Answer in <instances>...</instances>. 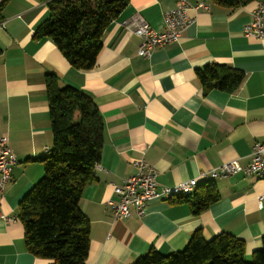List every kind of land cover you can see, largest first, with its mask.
<instances>
[{
    "label": "crops",
    "instance_id": "obj_1",
    "mask_svg": "<svg viewBox=\"0 0 264 264\" xmlns=\"http://www.w3.org/2000/svg\"><path fill=\"white\" fill-rule=\"evenodd\" d=\"M192 20L177 42L137 55L140 38L124 23H147L164 30L163 14L180 0H128L101 36L94 66L71 68L47 39H34L47 18L44 3L8 0L0 9V137L16 159L0 193V215L16 218L17 204L42 177L35 160L52 146L44 79L89 96L103 123V143L95 180L78 203L90 222L85 264H132L148 250L162 254L185 248L196 230L205 240L227 233L244 243L245 260L264 236V177L232 175L211 181L219 198L194 216L184 202L155 200L142 216L113 220L105 206L112 185L133 175L142 159L157 171V186L196 179L223 163L250 161L251 147L264 145V39L244 36L259 1L228 8L210 0H184ZM3 0H0V5ZM208 9H192L196 4ZM220 64L241 71L234 93L202 94L196 71ZM25 250L23 229L0 218V264H48Z\"/></svg>",
    "mask_w": 264,
    "mask_h": 264
},
{
    "label": "trees",
    "instance_id": "obj_2",
    "mask_svg": "<svg viewBox=\"0 0 264 264\" xmlns=\"http://www.w3.org/2000/svg\"><path fill=\"white\" fill-rule=\"evenodd\" d=\"M35 1L45 4L48 15L33 38L50 41L67 64L80 71L94 66L103 32L128 4V0ZM210 1L236 8L259 0ZM196 78L203 95L213 89L231 94L244 75L232 67L210 64L197 70ZM44 85L52 146L35 160L42 165L43 175L18 202L16 219L23 229L25 250L35 258L48 260V264H85L90 222L78 203L86 186L95 180L103 123L89 96L71 86H60L54 74L45 76ZM218 198L209 181L174 201L187 203L196 216ZM132 264H264V236L249 261L245 260L244 243L232 235L221 233L205 240L196 230L183 250L162 254L150 249Z\"/></svg>",
    "mask_w": 264,
    "mask_h": 264
},
{
    "label": "built area",
    "instance_id": "obj_3",
    "mask_svg": "<svg viewBox=\"0 0 264 264\" xmlns=\"http://www.w3.org/2000/svg\"><path fill=\"white\" fill-rule=\"evenodd\" d=\"M189 5L180 0V3L171 10L164 12V30L156 31L147 23L134 20L132 23H124V26L140 38L137 55L148 57L154 48L177 42L183 31L192 21L187 15ZM192 9L207 10L206 4L198 3ZM244 36L258 40L264 39V2L259 1L252 13L251 19L243 25ZM250 161L241 166L237 161H229L220 166L201 173V177L210 181L226 178L232 175L264 177V145L255 143L251 147ZM16 159L10 149L6 137H0V193L10 181L11 171L16 165ZM135 173L117 185H112V196L105 201L107 210L113 220L128 218L132 212L142 216L145 207L155 200H170L179 196L191 195L196 186V179L184 181L173 187L157 186V171L146 164L142 159L133 163ZM263 197L258 199V207L263 204ZM4 222H14L16 218H7L0 215Z\"/></svg>",
    "mask_w": 264,
    "mask_h": 264
}]
</instances>
